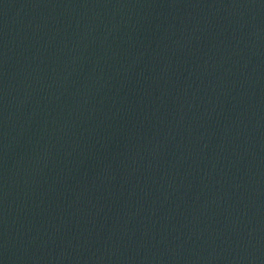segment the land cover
<instances>
[{
	"label": "water",
	"instance_id": "obj_1",
	"mask_svg": "<svg viewBox=\"0 0 264 264\" xmlns=\"http://www.w3.org/2000/svg\"><path fill=\"white\" fill-rule=\"evenodd\" d=\"M203 0H0V264H23Z\"/></svg>",
	"mask_w": 264,
	"mask_h": 264
}]
</instances>
